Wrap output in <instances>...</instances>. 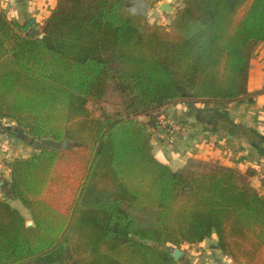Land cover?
<instances>
[{
  "label": "trees",
  "instance_id": "16d2710c",
  "mask_svg": "<svg viewBox=\"0 0 264 264\" xmlns=\"http://www.w3.org/2000/svg\"><path fill=\"white\" fill-rule=\"evenodd\" d=\"M157 2L57 0L39 30L0 9V117L58 143L7 163L28 215L0 199V264H178L173 247L212 235L232 264H264V196L222 166L172 170L151 145L164 105L247 95L264 0H182L169 26L147 19ZM111 83L121 109L97 115ZM72 141L87 165L62 211L46 195Z\"/></svg>",
  "mask_w": 264,
  "mask_h": 264
},
{
  "label": "crops",
  "instance_id": "0c3cea01",
  "mask_svg": "<svg viewBox=\"0 0 264 264\" xmlns=\"http://www.w3.org/2000/svg\"><path fill=\"white\" fill-rule=\"evenodd\" d=\"M56 2L0 0V9L8 18L25 25L33 20L28 28L39 30ZM161 2L170 4L173 11L158 10ZM181 4L182 0H158L147 19L169 26ZM247 91V95L231 102L186 100L158 109V124L165 115L168 122L179 123L180 129L169 132L157 125L151 137L153 155L175 171L200 172L213 166L231 169L264 196V180L257 171L258 164L264 161V148L261 147L264 142V42L252 52ZM41 146L42 142L18 129L15 121L0 117V199L9 200L13 206L16 202L8 190L10 170L7 163L28 156ZM174 249L180 251L178 264H232L216 247L215 235Z\"/></svg>",
  "mask_w": 264,
  "mask_h": 264
},
{
  "label": "rangeland",
  "instance_id": "374dc122",
  "mask_svg": "<svg viewBox=\"0 0 264 264\" xmlns=\"http://www.w3.org/2000/svg\"><path fill=\"white\" fill-rule=\"evenodd\" d=\"M149 21L153 23V19L151 20L150 18ZM88 106L97 115L112 116L120 111L121 99L111 83L107 89L104 100L100 102H90ZM157 113L158 112H156V114ZM137 118L143 121L148 120V116L144 114L138 115ZM159 118L160 117H158V120ZM163 118L166 120L167 117L164 115ZM41 142L46 147H58V143L52 139H44ZM68 148L70 152L67 153V161L58 165L54 184L50 192L46 195L47 199L62 211L68 209L74 195L78 191L87 165V153L78 142H70ZM14 206L19 208L23 214L28 215V211L19 201H16ZM26 217L29 218L28 216Z\"/></svg>",
  "mask_w": 264,
  "mask_h": 264
},
{
  "label": "built area",
  "instance_id": "2783aa9c",
  "mask_svg": "<svg viewBox=\"0 0 264 264\" xmlns=\"http://www.w3.org/2000/svg\"><path fill=\"white\" fill-rule=\"evenodd\" d=\"M160 128L167 130L169 132L178 131L180 129V124L177 122H168L163 117L159 121ZM257 171L260 177L264 180V161H261L257 166Z\"/></svg>",
  "mask_w": 264,
  "mask_h": 264
},
{
  "label": "water",
  "instance_id": "95a60500",
  "mask_svg": "<svg viewBox=\"0 0 264 264\" xmlns=\"http://www.w3.org/2000/svg\"><path fill=\"white\" fill-rule=\"evenodd\" d=\"M158 10L160 11H164V12H169L171 13L173 11V7L166 3V2H161L158 7H157ZM33 22V20H31L30 22H28L25 26H24V30L27 29L29 27V25ZM42 35H40L41 37ZM62 146L65 147L66 146V141H63L62 142ZM261 147L264 148V142L261 143ZM28 224L30 225L31 224V221L28 222ZM180 255V251L178 249H174L172 251V256L177 260L178 259V256Z\"/></svg>",
  "mask_w": 264,
  "mask_h": 264
}]
</instances>
